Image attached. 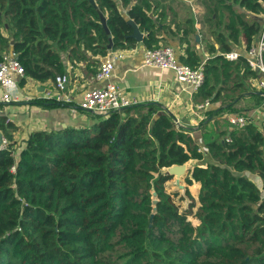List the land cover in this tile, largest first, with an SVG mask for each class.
I'll list each match as a JSON object with an SVG mask.
<instances>
[{"label":"trees","instance_id":"obj_1","mask_svg":"<svg viewBox=\"0 0 264 264\" xmlns=\"http://www.w3.org/2000/svg\"><path fill=\"white\" fill-rule=\"evenodd\" d=\"M93 1L95 7L88 0H0V61L13 52L23 79L54 83L65 74L62 53L95 75L96 58L138 44L129 38L131 20L146 50L177 37L178 61L192 69L203 64L195 102L228 107L244 90L239 69L255 75L245 56L230 61L225 54L247 50L259 37L262 26L247 15L264 13V0L204 1L202 26L216 28L208 32L204 61L194 18L172 26L165 24L169 12L148 0ZM93 119L33 131L19 148L15 126L0 116L8 140L0 152V264H264V132L256 125L230 124L207 143L213 162L187 168V186L200 187L195 199L186 186L181 206L166 190L172 176L164 170L203 158L189 128L176 126L154 102Z\"/></svg>","mask_w":264,"mask_h":264},{"label":"crops","instance_id":"obj_2","mask_svg":"<svg viewBox=\"0 0 264 264\" xmlns=\"http://www.w3.org/2000/svg\"><path fill=\"white\" fill-rule=\"evenodd\" d=\"M175 2L177 3L174 6L175 12L168 13L165 24H169L172 20L175 23H182L188 16L186 9L179 8H184V2L188 3L189 0H175ZM192 9L197 14L199 13V10ZM247 17L257 20L259 24L264 21V13L259 15L249 14ZM173 24L171 25L173 26ZM195 28L198 33V26L195 25ZM202 29L200 28L201 32ZM160 35L167 39L163 31L160 32ZM196 41L199 42L196 49L201 60L204 61L208 57L207 52L204 51L205 42L202 40ZM173 47L176 48V45ZM145 50V47L138 43L133 49L113 50L104 58L98 57L96 60L100 63L113 62L110 80L120 88L123 97L133 99L137 103H157L173 116L176 126L190 129L193 140L198 144L204 156L200 160L187 161L185 163L187 168L193 165L206 166L208 163L213 162L206 145L212 139L217 138L219 132L230 128L229 119L233 115H243L247 121L252 122L264 132V97L257 84L260 74L256 72L255 75L243 74L239 69L238 74L241 76L244 85L241 96L228 107L221 100H218L210 102L207 108L198 111L195 106L200 102H195L193 99V92L195 91L178 82L171 70H161L144 65L143 55ZM232 52L245 56L243 46L234 48ZM60 56L65 74L69 79L67 93L70 96L71 105L48 107L35 102V100L43 99L46 92L54 95L56 91L50 81L39 83L27 78L17 80L19 101L0 102V116H5L7 121L15 126L11 133L19 148L33 131L56 130L66 126H89L95 121L90 112L79 107V100L85 89L98 87L103 82L95 80L94 74L86 68L85 63L80 62L70 65L66 55L61 53ZM118 56H121V58H118ZM207 111L215 112L208 115L206 114ZM246 174L256 180L257 183L260 182L258 176L249 172H246ZM192 186H195V191L188 190L197 199L200 184L197 182L193 183ZM262 194L264 195V192ZM250 247L252 246L248 244V248L252 250L253 247Z\"/></svg>","mask_w":264,"mask_h":264},{"label":"built area","instance_id":"obj_3","mask_svg":"<svg viewBox=\"0 0 264 264\" xmlns=\"http://www.w3.org/2000/svg\"><path fill=\"white\" fill-rule=\"evenodd\" d=\"M261 26L259 37L245 50V58L248 67L257 74H260V79L257 84L262 90L264 97V21L261 23ZM238 56L239 54L236 52L225 54V58L230 61H235ZM118 58H121V56H118ZM143 63L149 67L171 70L175 74L178 82L190 87L194 91L203 83V64L197 69L183 65L178 61L177 54L172 46H162L157 49L145 50ZM112 71V61L100 63L94 78L97 81H102L103 84L98 87L85 89L81 93L79 107L82 110L88 111L93 115L106 116L112 111L137 103V101L121 95L120 88L110 80ZM22 78H24V71L16 55L13 52L4 54L0 61V102L11 103L19 101L17 80ZM68 82L69 79L66 74L57 75L53 83L56 94L51 95L50 92H46L44 98L71 102L70 96L67 93ZM209 105L210 100H205L196 104L195 109L201 111ZM229 122L232 126L241 127L247 123V119L243 115H233L230 117ZM7 146L8 140L0 136V152L5 150Z\"/></svg>","mask_w":264,"mask_h":264},{"label":"rangeland","instance_id":"obj_4","mask_svg":"<svg viewBox=\"0 0 264 264\" xmlns=\"http://www.w3.org/2000/svg\"><path fill=\"white\" fill-rule=\"evenodd\" d=\"M133 2H138L140 3L141 0H132ZM151 2V4H159V9L160 10H164V12H171V13H174L175 10H174V6L177 4L175 2V0H148ZM204 1L205 0H189L188 3H185L183 4V7L184 8H179V9H186V14H190V16L188 18H194V22H196V25L198 26V34L195 36V39L197 38V40H202L203 42H205V45H206V41H209V36H208V32L211 30V29H216L214 27V25H207V27H203L202 26V22L205 18V6H204ZM161 4V5H160ZM179 6V5H177ZM191 8H194L195 10H199V13L197 14L196 11H194L193 9V12L191 10ZM178 9V10H179ZM193 13V14H192ZM123 14H125L123 12ZM205 15V16H204ZM184 16V15H182ZM186 17V18H187ZM201 17V18H200ZM196 18V19H195ZM198 20V21H197ZM175 23L173 20L171 22V24ZM200 28H203V31L201 32ZM201 42V43H203ZM167 45L166 46H174V45H178V38L177 37H174L170 40H167ZM165 46V45H164ZM186 173L181 176L179 179H177L175 176L172 177V179H170L169 181H167L165 183V187H166V190L167 192L173 197L174 201L178 204H180L181 206L185 205L186 204V198L184 196V188H186L187 184L185 183L184 181V177H185ZM190 191H195V186H189L187 187ZM252 248V247H250Z\"/></svg>","mask_w":264,"mask_h":264},{"label":"water","instance_id":"obj_5","mask_svg":"<svg viewBox=\"0 0 264 264\" xmlns=\"http://www.w3.org/2000/svg\"><path fill=\"white\" fill-rule=\"evenodd\" d=\"M89 3L95 7V3L93 0H88ZM100 24L102 28L104 29L105 33L109 35V31L106 27L105 19L102 15H100ZM127 24L131 27L132 33L130 34L129 38L133 39L136 43H141L143 39V34L139 31L138 27L133 23V21L128 20ZM261 25V24H260ZM197 40V38H196ZM11 45H13V42H11ZM107 50H112V42L111 38L109 37V44L107 45ZM187 166L185 163L181 165H173L166 170H164L167 174L171 175L172 177H176L179 179L181 176H183L185 173H187ZM153 199H155V194L153 193Z\"/></svg>","mask_w":264,"mask_h":264}]
</instances>
